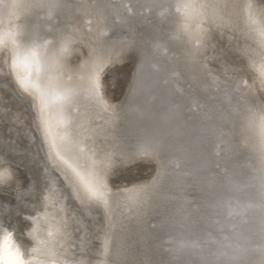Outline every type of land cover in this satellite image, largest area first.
Here are the masks:
<instances>
[{
  "label": "bare ground",
  "instance_id": "6f19581e",
  "mask_svg": "<svg viewBox=\"0 0 264 264\" xmlns=\"http://www.w3.org/2000/svg\"><path fill=\"white\" fill-rule=\"evenodd\" d=\"M262 51L264 0H0V236L30 264H264Z\"/></svg>",
  "mask_w": 264,
  "mask_h": 264
},
{
  "label": "water",
  "instance_id": "95a60500",
  "mask_svg": "<svg viewBox=\"0 0 264 264\" xmlns=\"http://www.w3.org/2000/svg\"><path fill=\"white\" fill-rule=\"evenodd\" d=\"M262 54H263V57H264V51H262ZM10 62H11V59H10ZM11 64V63H10ZM12 67V65H11ZM9 67V70H10V73H11V76H6V74L4 73V77H5V81L8 79H13L14 81L13 82H10L9 80V85H10V89L11 91H13L15 97H17V99H19V101L23 104V106H25L27 109L30 110V113H28V115L33 118L34 117V110H33V105H32V101L36 104L37 108L39 109L40 108V105H39V101L37 99V96L35 95V93L33 91H28V90H25L23 89L19 83L17 82V77H16V74H15V71L13 68ZM5 71V70H4ZM8 74V73H7ZM40 110V109H39ZM34 118L32 120V124H33V127H34V135H35V139L36 141H38L40 143V145H44L45 143L48 144L47 142V135H46V132H45V128L43 127V125H41V123L39 121H34ZM35 124V125H34ZM55 174L57 175L59 181H61L62 183L65 182L63 180V178H61V175L60 173H58L57 171H55ZM67 174V177L71 178L73 180V182L75 183L76 181L73 179L72 175L67 171L66 172ZM263 183H264V173H263ZM40 190L38 191L37 195L39 194ZM37 199V202H38V199L39 197L36 198ZM36 202V203H37ZM39 205V206H38ZM42 206H40V204H37L34 208V210H40L42 209ZM49 210V208H48ZM32 214V212H31ZM40 218V217H39ZM35 223V222H34ZM43 223H44V219L41 218L38 223H37V226L35 227V229H40V227L42 226L43 227ZM34 225V224H33ZM25 226H28L30 227L31 226V222H27ZM24 226V227H25ZM34 227V226H33ZM21 231H16L13 235L15 237V239H17V241H23L25 242L26 244H32V240L27 238L25 233L22 231L21 234L19 233Z\"/></svg>",
  "mask_w": 264,
  "mask_h": 264
},
{
  "label": "snow or ice",
  "instance_id": "6c2138e0",
  "mask_svg": "<svg viewBox=\"0 0 264 264\" xmlns=\"http://www.w3.org/2000/svg\"><path fill=\"white\" fill-rule=\"evenodd\" d=\"M31 58H32V61L35 60V52L34 51L31 53ZM12 67L14 69L21 68L24 71H28L30 69L29 57L26 56L23 58H14ZM262 74H264V70H262ZM18 79H19L20 86L22 88H24L25 90H27L29 87L27 76L25 75L22 78L18 77ZM2 236L9 238L13 242L14 253L16 256L15 264H30V262L25 258L24 254L22 253L20 247L16 243H14L13 234L11 232L5 230V231H3Z\"/></svg>",
  "mask_w": 264,
  "mask_h": 264
},
{
  "label": "clouds",
  "instance_id": "9594fccd",
  "mask_svg": "<svg viewBox=\"0 0 264 264\" xmlns=\"http://www.w3.org/2000/svg\"><path fill=\"white\" fill-rule=\"evenodd\" d=\"M13 242L4 236H0V264H15Z\"/></svg>",
  "mask_w": 264,
  "mask_h": 264
},
{
  "label": "rangeland",
  "instance_id": "374dc122",
  "mask_svg": "<svg viewBox=\"0 0 264 264\" xmlns=\"http://www.w3.org/2000/svg\"><path fill=\"white\" fill-rule=\"evenodd\" d=\"M120 36H122V34H118V33L116 32L115 37L119 38ZM127 66H128V68H129V70H130V68H131L130 63H127ZM162 249H163V255L166 254V250H164L165 248H162ZM164 258H165V257H164Z\"/></svg>",
  "mask_w": 264,
  "mask_h": 264
}]
</instances>
